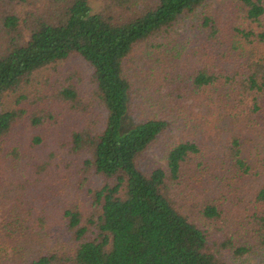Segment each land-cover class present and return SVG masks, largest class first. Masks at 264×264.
I'll use <instances>...</instances> for the list:
<instances>
[{"label":"trees","instance_id":"obj_1","mask_svg":"<svg viewBox=\"0 0 264 264\" xmlns=\"http://www.w3.org/2000/svg\"><path fill=\"white\" fill-rule=\"evenodd\" d=\"M91 1L0 0V155L28 112L1 109L3 96L47 65L81 57L91 68L88 96L73 84L55 96L83 111L93 102L103 109L99 127L86 119L47 156L34 151L24 164L18 147L9 149L5 169L14 175L26 165L25 183L57 171H66L64 181L70 171L89 195L83 206L66 198L54 216L45 209L34 214L33 205L10 210L2 225L14 264H226V251L250 252L244 233L255 232L264 244V0H228V26L221 14L193 20L207 42L221 46L223 61L197 63L183 77L185 88L178 84L186 93L172 94L176 106L186 99L202 105L203 126L165 142L163 162L153 164L145 163L146 155L169 131L171 100L130 122L133 86L124 61L138 44L169 39L208 0H96L95 11ZM52 119L35 106L27 124L36 132ZM42 142L34 133L29 146ZM59 189L66 194L63 185L53 190ZM227 201L236 203L230 232L221 228ZM35 222L38 240L30 233ZM29 238L34 245L25 246Z\"/></svg>","mask_w":264,"mask_h":264},{"label":"rangeland","instance_id":"obj_2","mask_svg":"<svg viewBox=\"0 0 264 264\" xmlns=\"http://www.w3.org/2000/svg\"><path fill=\"white\" fill-rule=\"evenodd\" d=\"M227 4L228 0H208L199 9L194 18L186 17L179 21L171 32L169 39L156 37L150 39L147 43L138 44L125 59L124 73L130 78L133 86L131 93L132 107L128 114L130 122L140 117V111L158 108L159 105L157 103L162 99L171 100L172 107L169 108L172 119L170 120L169 131L162 142L154 145L148 151L145 163L163 162L162 156L165 142L172 144L186 137L193 129H196L192 126L196 123L201 127L203 126L200 118L202 105L194 104L195 101L193 100L192 102V99H186V104L178 107L172 94L181 93L184 95L186 93L185 90H181L184 87L183 77L193 70L197 63L203 60L207 64L216 62L214 65H217L219 62L222 63L223 58H221V55L219 56L218 52L221 46L217 45L216 42L212 44L207 42L205 34L200 33L193 20H196V17H199L202 13L221 14L225 16V22L222 23L228 26L230 18L226 12ZM91 5L95 11L99 8L100 2L92 0ZM171 47H173L174 51L165 57L166 49H171ZM156 57H159L158 63L155 60ZM167 59L170 60V67L166 66L165 61ZM178 72L181 73L180 77L176 76ZM90 73L91 68L88 63L81 57L71 56L66 60H61L36 70L32 73L29 83L19 87L17 91L7 92L3 96L1 109L7 110L21 107L27 109L28 112L14 126L11 137L0 155V264H14V259H12L11 255L12 245L7 244V240L4 237L5 228L2 225L10 210L13 209L16 212V209L20 210L21 207L25 209L29 205H33L34 214L37 211L41 212V209H45L46 211H51L54 216L58 212V207L65 203L66 198L71 197V200H76L82 206L89 201L86 185L81 186L78 184L79 177L75 175V178L74 174L69 173L70 171L64 181L62 173L66 171H57L56 174L61 173V178L55 174L56 177L54 176L53 178L49 176L41 177L39 181H32L31 178L28 183H25L23 176L27 174L28 167L26 165L23 167V172L18 171L14 175L10 174L11 169H5V165L11 159V156L7 154L13 146L18 147V150L23 155L22 163L25 164L28 154L35 155L34 151L41 153L36 154L37 156L44 157V155L47 156L48 150L61 149L60 145L67 140L69 131L82 125L86 119L96 122L95 125L98 127L101 125L98 121L100 118L99 114L100 112L102 113L103 109L96 102H93V105L87 111H83L80 109L83 106H79L76 109L71 106L69 101L55 96L57 90L68 84H73L79 90L80 95L85 93L84 97L88 96L90 92L87 90ZM164 76H166V81L160 83ZM180 83L181 89L178 90V84ZM20 95H24L25 98L20 99V102L17 103V98ZM35 106L43 108L46 114H51L54 117V119L48 121L50 123H47L41 131L36 132L31 130L27 124L29 113L35 109ZM34 133H39L43 137V142L38 145L39 147L35 146L36 149H31L29 143ZM218 139L220 140V138ZM219 140H216V142ZM9 176H12V181L8 179ZM17 181L22 183L21 187ZM60 185L65 187L66 194L62 189H59L61 192H54L53 189L58 188ZM223 204L225 211L222 217L225 220L221 228L229 232L234 231L236 230V203L227 201ZM36 224L37 222L33 223L30 230L31 237L34 240H38L37 232L39 227ZM208 227L215 229L212 224H209ZM218 233L220 232L218 231ZM234 233L236 234V232ZM243 236L248 241V245L252 246L250 252L236 257L226 251L224 254L226 264H264V244L259 243L255 232L248 231ZM32 239H27L25 246L34 245L32 244L34 242Z\"/></svg>","mask_w":264,"mask_h":264}]
</instances>
